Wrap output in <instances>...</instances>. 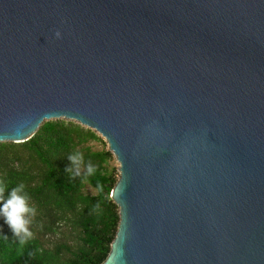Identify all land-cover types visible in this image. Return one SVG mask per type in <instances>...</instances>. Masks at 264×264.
Here are the masks:
<instances>
[{
  "label": "water",
  "instance_id": "1",
  "mask_svg": "<svg viewBox=\"0 0 264 264\" xmlns=\"http://www.w3.org/2000/svg\"><path fill=\"white\" fill-rule=\"evenodd\" d=\"M57 120L120 164L102 264H264V0H0V143Z\"/></svg>",
  "mask_w": 264,
  "mask_h": 264
},
{
  "label": "trees",
  "instance_id": "2",
  "mask_svg": "<svg viewBox=\"0 0 264 264\" xmlns=\"http://www.w3.org/2000/svg\"><path fill=\"white\" fill-rule=\"evenodd\" d=\"M93 142L104 149L95 150ZM74 152L82 153L83 163L81 175L73 179L65 169ZM113 160L99 134L74 121L44 122L25 143H0V200L23 184L29 206L36 209L33 236L23 246L0 219V264L104 263L120 223L111 197L119 179ZM88 164L95 172L85 176ZM64 229L70 230L72 242ZM52 235L58 238L49 244Z\"/></svg>",
  "mask_w": 264,
  "mask_h": 264
},
{
  "label": "clouds",
  "instance_id": "3",
  "mask_svg": "<svg viewBox=\"0 0 264 264\" xmlns=\"http://www.w3.org/2000/svg\"><path fill=\"white\" fill-rule=\"evenodd\" d=\"M59 35V33H57ZM67 159L70 166L65 171L75 178L81 175L83 155L80 152L71 153ZM95 172L93 165L88 164L84 175L90 176ZM36 215V209L29 206V196L25 192L24 185H18L11 189L7 197L0 200V219L7 225L13 236L18 238V243L23 246L33 236L30 230L31 218Z\"/></svg>",
  "mask_w": 264,
  "mask_h": 264
},
{
  "label": "rangeland",
  "instance_id": "4",
  "mask_svg": "<svg viewBox=\"0 0 264 264\" xmlns=\"http://www.w3.org/2000/svg\"><path fill=\"white\" fill-rule=\"evenodd\" d=\"M100 136V135H99ZM101 137V136H100ZM102 138V137H101ZM103 139V138H102ZM104 140V139H103ZM105 141V140H104ZM107 144V143H106ZM95 150H102L104 149L105 145H103L102 143H99V142H93L90 144ZM108 147V145H107ZM111 166L114 167L116 170H117V173H118V177H119V167H120V164L118 163V161L116 160V158L114 157V160L111 162ZM89 192L91 193H94V191L92 189H88ZM66 234L69 236V240L70 242H72L73 240V236L71 235L70 233V230L69 229H64L63 230ZM58 236L57 235H52L50 236L49 238H47V241L49 244H52V242H55L57 240Z\"/></svg>",
  "mask_w": 264,
  "mask_h": 264
}]
</instances>
